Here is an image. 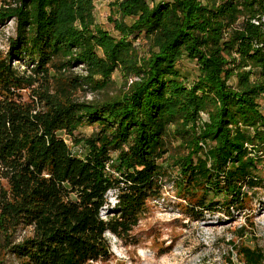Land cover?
<instances>
[{"label":"trees","instance_id":"16d2710c","mask_svg":"<svg viewBox=\"0 0 264 264\" xmlns=\"http://www.w3.org/2000/svg\"><path fill=\"white\" fill-rule=\"evenodd\" d=\"M94 9L0 0V27L14 24L0 50V264L106 261V234L127 239L172 173L194 221L232 218L263 188L264 24L253 21L264 0H117L116 37ZM183 59L197 67L189 87ZM87 91L101 98L79 100ZM230 245L241 264H264L261 248Z\"/></svg>","mask_w":264,"mask_h":264},{"label":"rangeland","instance_id":"374dc122","mask_svg":"<svg viewBox=\"0 0 264 264\" xmlns=\"http://www.w3.org/2000/svg\"><path fill=\"white\" fill-rule=\"evenodd\" d=\"M117 0H92L94 4V17L98 25L109 31L113 36L112 25L107 22L111 12V5ZM14 36V24L7 23L0 27V50H7V41ZM17 65V63H14ZM76 72H81L75 69ZM178 71L186 80L187 87L191 86L197 78L198 72L194 62L183 59ZM114 82L110 93L122 87V80L118 73L112 77ZM79 100H99L101 95L90 92H79ZM264 114V97L260 101ZM204 122L207 117L202 116ZM91 129L79 131L80 134H90ZM66 143L71 146L68 139ZM76 156H82L80 147L73 148ZM263 180V188L251 194L248 210L233 214L227 218L224 212L204 213L199 220H191L182 213V201L177 196L172 179L164 181L160 198L147 203V211L141 215L138 225L130 236L119 241L111 234H106L110 246V255L106 261L91 264H241L232 253L230 241L236 246L261 248L264 251V166L259 168ZM115 203V192L107 194V206L103 208L101 216L105 219L111 214ZM244 227L245 234L239 240L234 231ZM29 233L21 230L17 233V240ZM7 264L12 263V257L2 255Z\"/></svg>","mask_w":264,"mask_h":264},{"label":"built area","instance_id":"2783aa9c","mask_svg":"<svg viewBox=\"0 0 264 264\" xmlns=\"http://www.w3.org/2000/svg\"><path fill=\"white\" fill-rule=\"evenodd\" d=\"M255 25H259L260 23L264 24V16L261 18L260 21H253ZM264 26V25H263ZM264 28V27H263Z\"/></svg>","mask_w":264,"mask_h":264}]
</instances>
